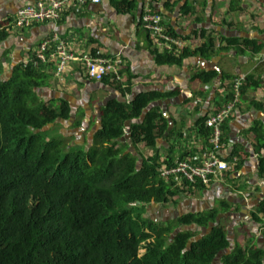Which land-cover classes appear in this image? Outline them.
Instances as JSON below:
<instances>
[{"label":"trees","instance_id":"obj_1","mask_svg":"<svg viewBox=\"0 0 264 264\" xmlns=\"http://www.w3.org/2000/svg\"><path fill=\"white\" fill-rule=\"evenodd\" d=\"M110 2L121 13H131L136 7L130 0ZM190 9L184 7L185 16L190 15L185 12ZM169 33L179 37L171 30ZM214 34L195 31L181 37L187 43L200 39L202 44L179 54L155 49V62L159 66H181L190 58L210 60L228 49L253 55L264 51L256 41L217 39ZM7 39V33H0V43ZM48 69L49 65L34 55L30 63L18 66L12 77L2 80L0 66V264H216L219 259L221 264H264V249L252 240L246 246H232L227 227L222 222L217 225L222 209H231L228 202H222L221 209L189 213L166 224L148 216L152 204L177 205L178 198L207 188L198 183L186 184L182 190L159 172L178 162L172 156L173 146L167 161L157 149L158 139L168 133L169 124L160 108L153 105L178 98L179 90L152 91L130 102L110 101L101 110L102 128L93 136L91 148L71 147L64 133H57L63 131L62 123L72 118L68 101L60 98L46 102L40 96L50 80ZM217 77L216 72L198 73L193 81L209 84ZM231 80L230 87L237 79ZM101 83L115 87L124 96L132 93L130 79L128 87L115 79H103ZM262 88L264 81L250 75L240 95ZM235 95L231 88L225 103H232ZM81 119L82 115L77 126ZM206 121L198 127L210 147L211 129ZM126 132L135 152L129 151ZM250 133L257 142L264 177L262 124ZM141 145L153 154L141 155ZM247 158L235 147L223 159L237 164L236 172ZM252 217L264 230V201ZM211 224H216L212 230ZM196 229L210 232L196 240L200 234Z\"/></svg>","mask_w":264,"mask_h":264},{"label":"crops","instance_id":"obj_2","mask_svg":"<svg viewBox=\"0 0 264 264\" xmlns=\"http://www.w3.org/2000/svg\"><path fill=\"white\" fill-rule=\"evenodd\" d=\"M37 1L0 0V33L8 34V39L0 43L2 76L12 77L18 66L30 63L43 43L57 37L78 59L99 56L114 60L120 57L124 62L120 83L128 87V80H131L132 93L124 96L113 86L89 79L80 62L69 63L61 76L57 74L58 60L48 64L46 73L50 80L40 96L46 102L60 98L68 101L72 118L62 123L65 134H68L67 129L75 128L74 144L86 146L87 149L92 146L90 140L102 128L101 110L110 101L130 102L138 95L152 91L165 93L179 90L181 95L178 98L153 105V108H160L169 124L168 133L158 139L157 149L165 161L173 146L175 162H179L183 156L192 162L194 156L208 148V141L199 133L198 124L228 105L225 99L232 88L231 79L253 75L264 81V51L260 55H253L251 52L241 54L228 49L210 60L194 57L181 66H159L155 62L153 42L143 27L146 10L150 9L164 18L166 29L176 33L179 36L176 38L188 37L195 31H208L215 33L217 39L251 40L264 46V0H130L136 5L131 13H121L110 0H100L99 5L70 9L56 23L17 29L13 22L18 11ZM185 6L191 8L190 11L185 10L190 13L189 16L184 15ZM188 44L191 49H196L202 41L193 39ZM211 72L218 73L212 83L193 81L194 75ZM80 115L81 125L77 126ZM258 124H262L264 132L263 88L249 90L240 96L234 115L224 130L226 144L221 150V158H227L238 147L240 154L248 155L244 167L235 172L237 164L228 163L231 170L221 180L213 182L204 191L178 198L171 216L166 215L168 221L189 213L221 209V203L228 202L231 205L230 213H220L217 225L222 220L227 221L230 242L234 234H241L242 238L252 240V243L264 249V230L252 217L254 210L264 201L260 153L256 150L255 136L249 134ZM83 132L85 137L80 138ZM126 134L129 151H134L128 140V132ZM68 136L71 137L70 134ZM140 153L149 157L153 151L141 145ZM230 173L231 176H228ZM148 216L151 217L149 210ZM246 220L248 224L244 222ZM240 223L241 229L235 231ZM214 227L216 224H211L210 229ZM210 229H196L200 232L196 240L208 234ZM218 262L221 264L220 259Z\"/></svg>","mask_w":264,"mask_h":264},{"label":"built area","instance_id":"obj_3","mask_svg":"<svg viewBox=\"0 0 264 264\" xmlns=\"http://www.w3.org/2000/svg\"><path fill=\"white\" fill-rule=\"evenodd\" d=\"M100 0H38L34 5L18 11L13 25L19 30L30 29L35 25L56 23L60 21L63 13L70 9H77L88 5H99ZM164 18L151 11L146 10L143 18V27L149 33L151 41L156 50L179 54L186 48L191 49L186 41L169 34L164 25ZM39 62L48 65L58 60V76L65 73L69 63L80 62L85 69L89 79L101 82L103 79L122 81L121 70L124 62L120 57L112 60L99 56L75 58L68 48L57 37L46 41L40 47L37 54ZM246 77L238 78L232 86L235 92V100L224 107L219 113L211 115L206 125L211 129L210 147L194 156L192 162L179 161L173 168L163 167L159 170L161 177L165 180L174 181V185L184 189V185H197L202 183L209 188L213 182L229 173L230 165L225 162L220 154L223 149V127L233 117L236 106L240 100V89L245 84Z\"/></svg>","mask_w":264,"mask_h":264},{"label":"rangeland","instance_id":"obj_4","mask_svg":"<svg viewBox=\"0 0 264 264\" xmlns=\"http://www.w3.org/2000/svg\"><path fill=\"white\" fill-rule=\"evenodd\" d=\"M2 78V80H7V79H9V77L8 76H2L1 77ZM65 130H58L57 131V133L58 134H62V133H64V134H62L65 138H66V143L67 144H69L71 147H73V146H79V144H74V139H75V135H76V133L75 132H70L69 134L71 135V137L70 136H68L69 134H65ZM85 137V133L83 132L81 135H80V138H84ZM92 140H90V142H91ZM174 205H172V204H170V205H165V206H161V205H156V204H152V206H150L149 208H148V210H149V215L151 216V219H153V220H155L157 223H161V224H166L167 223V221L169 220L168 218H167V216H171V210L173 209L174 210V208L175 207H173ZM222 213H230L229 211L228 212H226L225 210H223L222 209ZM167 215V216H166ZM173 215V214H172ZM244 222H246L247 224H248V221L246 220V221H244ZM243 222V223H244ZM222 223L227 227V221H223L222 220ZM241 227H242V223H240V224H238V226H237V228L236 227H234V228H236L235 229V231L236 230H240L241 229ZM245 229V231L247 230L246 228H244ZM250 231H251V229H249ZM251 235V234H250ZM231 239V238H230ZM231 245L232 246H234L235 244H237V243H241L243 246H246V242H247V239H244V238H242V235L241 234H234L233 235V237H232V239H231ZM145 253V251H142L141 252V255H143ZM218 264H219V262H218Z\"/></svg>","mask_w":264,"mask_h":264},{"label":"clouds","instance_id":"obj_5","mask_svg":"<svg viewBox=\"0 0 264 264\" xmlns=\"http://www.w3.org/2000/svg\"><path fill=\"white\" fill-rule=\"evenodd\" d=\"M123 61V60H122ZM122 71V70H121ZM122 77V76H121ZM118 82V81H117ZM229 105V104H228ZM72 115V114H71ZM66 122H68V121H66ZM63 130H64V126H63ZM68 130V134L70 133V132H72V131H70L69 129H67Z\"/></svg>","mask_w":264,"mask_h":264},{"label":"flooded vegetation","instance_id":"obj_6","mask_svg":"<svg viewBox=\"0 0 264 264\" xmlns=\"http://www.w3.org/2000/svg\"><path fill=\"white\" fill-rule=\"evenodd\" d=\"M70 131H75V128H69Z\"/></svg>","mask_w":264,"mask_h":264},{"label":"water","instance_id":"obj_7","mask_svg":"<svg viewBox=\"0 0 264 264\" xmlns=\"http://www.w3.org/2000/svg\"><path fill=\"white\" fill-rule=\"evenodd\" d=\"M182 230H184V228Z\"/></svg>","mask_w":264,"mask_h":264}]
</instances>
